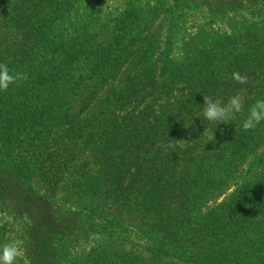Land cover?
Returning a JSON list of instances; mask_svg holds the SVG:
<instances>
[{
	"label": "trees",
	"instance_id": "obj_1",
	"mask_svg": "<svg viewBox=\"0 0 264 264\" xmlns=\"http://www.w3.org/2000/svg\"><path fill=\"white\" fill-rule=\"evenodd\" d=\"M199 6L202 33L234 17L250 24L177 58L183 21ZM155 31L165 34L163 48L149 41ZM0 63L27 76L0 91V215L9 218L0 249L22 241L15 264H110V252L116 264H141V255L117 254L107 243L78 255L98 236L126 234L135 220L161 235L155 264L178 256L191 263L196 249L202 264L258 260L264 240L236 246L235 261L222 223L227 210L202 214L230 185L240 202L231 215L247 214L238 226L254 204L264 208V183L236 178L264 130V121L242 128L249 108L264 100V0L220 8L188 0H0ZM236 95L244 107L234 119H204L203 96L227 103Z\"/></svg>",
	"mask_w": 264,
	"mask_h": 264
},
{
	"label": "rangeland",
	"instance_id": "obj_2",
	"mask_svg": "<svg viewBox=\"0 0 264 264\" xmlns=\"http://www.w3.org/2000/svg\"><path fill=\"white\" fill-rule=\"evenodd\" d=\"M194 3H199L204 5L205 4H212L213 7H223L226 3H228L229 0H188ZM111 11L110 12V18L112 19L114 14L113 11L117 10L119 8V1L113 3V5L110 6ZM201 6L196 7L195 9H192V12H188L186 15V20L183 21V26L185 27V38L181 39L178 46H176L174 55H176L177 58H183V57H192L196 56L198 52L202 49H207L208 47H211L212 44H216L217 42L221 41L225 36L235 34L236 32H242L249 26L250 22L242 17H234L230 21H224L220 24H216L217 29L219 32L212 33L209 28H205L206 32H200L199 31V25L202 23V16L203 10H206ZM216 12V11H215ZM219 12V11H218ZM223 12V11H222ZM233 17V16H232ZM105 19V17H103ZM196 23V26H193L190 28V25ZM188 30V32H187ZM156 37H152L149 39V41H159L158 43L163 48L164 40H165V34L161 33L160 31H155ZM160 34V35H159ZM198 36L197 39H194V37ZM154 47L159 46L158 44H154ZM59 67V66H58ZM57 65H55V68H58ZM257 138L252 146V149H254V152L252 153V156H248L246 163L243 164L238 171L236 178H240L241 176L246 177L248 180H250L253 184H261L264 183V130L262 132H258L255 136ZM250 155V153L245 154ZM249 168L251 169L249 171ZM237 180H232L230 182L234 183ZM236 190L235 186H229L226 189V193L223 195H219L212 199H210L206 205H204V213L203 216L208 214L211 215L213 213H217L220 210H227L226 217H222V223L225 228L224 233H226L231 239L227 242L228 245H233L234 248L232 249V253L230 255V258H234L235 261L239 262V256L236 251V246L241 245L243 246L248 243L249 239H253V242H256L259 240V243L264 240V208H261V206L254 204L253 207L250 208L251 211V217L248 220V222L244 226H238L237 221L240 219H243L247 216V214H243L241 212L237 211V214L235 216L231 215V211L234 208H237L240 205L239 201H236V199L232 198V194ZM218 193V191L214 192ZM260 211V212H258ZM202 216V218H204ZM254 216V217H252ZM210 218V217H209ZM217 220V219H214ZM5 222H9V218L3 214L0 215V225L4 224ZM138 220L134 221V225L132 228L129 229V232L126 234H120L119 232H114L113 238H110V241L101 238L98 236L93 242L89 244H84V247L82 250H78V255H83L85 253H89L94 248L97 250V248L102 245L101 243H107L111 247H113L116 250V253L122 254L123 252L133 255H141L139 260L141 261V264H146L142 261V257L144 260L147 261L148 264H155L157 263L156 257H160V254H158L157 249H159V242H160V236L159 233L157 234L156 230L153 228H146L142 227L141 230L140 226L137 228ZM213 232L219 234L220 228H215L212 230ZM216 234V235H217ZM14 235V233H9L8 237H11ZM117 237H120L118 239ZM259 243L255 244V248L259 247ZM247 247V246H246ZM196 249V247H195ZM264 250V249H263ZM101 252V251H97ZM24 252L21 250V255L17 257V259L21 260L23 259ZM195 258L193 262H183L181 261V256H178V259L176 258H169L166 262H172L173 264H202L203 259L201 257H197L198 254H202L200 249L194 250ZM110 264H116L117 261L114 262L115 259H117L114 255L110 252ZM256 255H258V260L254 261V263H258L261 259H264V251L258 250ZM262 257V258H261ZM16 259V260H17ZM118 260V259H117ZM165 261V260H164ZM242 262V261H241ZM16 263V262H15ZM231 263V262H230ZM228 263V264H230ZM260 263V262H259ZM140 264V263H138Z\"/></svg>",
	"mask_w": 264,
	"mask_h": 264
},
{
	"label": "clouds",
	"instance_id": "obj_3",
	"mask_svg": "<svg viewBox=\"0 0 264 264\" xmlns=\"http://www.w3.org/2000/svg\"><path fill=\"white\" fill-rule=\"evenodd\" d=\"M239 84H246L248 78L239 72H233L232 77ZM27 79L26 75L10 72L7 64L0 63V91H7L10 85L18 80ZM244 107L243 97L236 95L230 97L227 103L220 99H213L210 96H203V117L210 122H227L241 113ZM264 121V100H257L248 110V116L242 124L244 131L254 130L257 125ZM211 141L214 135L209 136ZM29 220L27 214L24 217ZM22 241L6 244L0 249V264H15L17 257L21 255Z\"/></svg>",
	"mask_w": 264,
	"mask_h": 264
}]
</instances>
